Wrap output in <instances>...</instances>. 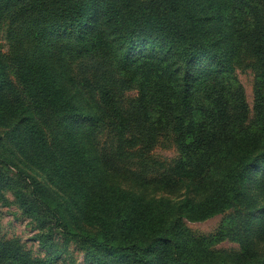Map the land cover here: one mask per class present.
Here are the masks:
<instances>
[{
  "label": "trees",
  "instance_id": "obj_1",
  "mask_svg": "<svg viewBox=\"0 0 264 264\" xmlns=\"http://www.w3.org/2000/svg\"><path fill=\"white\" fill-rule=\"evenodd\" d=\"M1 31L16 50L0 51V127L9 143L0 163L16 153L60 196L27 174L26 192L0 165V199L11 191L85 264H264L244 243V260L214 249L225 237L238 243L236 234L197 236L183 222L239 206L244 227L257 226L264 238V203L256 208L243 188L261 167L255 185L264 187V0H0ZM241 60L255 73L250 116L235 76ZM132 87L137 97L125 106ZM164 131L178 159L170 172L149 171L141 162ZM103 134L108 148L98 146ZM107 158L122 161L136 185L188 182L201 199L148 203L109 184ZM214 169L221 172L210 184ZM52 246L41 241L47 253ZM57 259L9 258L0 249L8 264Z\"/></svg>",
  "mask_w": 264,
  "mask_h": 264
},
{
  "label": "rangeland",
  "instance_id": "obj_2",
  "mask_svg": "<svg viewBox=\"0 0 264 264\" xmlns=\"http://www.w3.org/2000/svg\"><path fill=\"white\" fill-rule=\"evenodd\" d=\"M147 1V0H141ZM12 37H17L20 34L21 29L19 27L10 29ZM16 46L12 43V38L8 37L6 31L0 32V51L6 57H10L11 51H15ZM92 66L91 63H89ZM80 65L74 67V72L79 76ZM91 72H95L91 69ZM254 70L252 69V62L250 60H241L237 63L235 69V76L238 83L241 85L244 91V99L247 105L249 116L251 115L252 103H253V84H254ZM10 77L15 80V76L12 74ZM137 97V91L135 87L125 91L122 95V100L125 106H129ZM6 128L0 127V138L4 136L3 145L0 140V150H6L5 146L9 148V143L6 142ZM5 134V135H4ZM99 148H108L107 137L103 134L98 137L97 140ZM178 150L174 143L173 135L170 131H164L159 133L155 145L152 147L149 159L142 164L147 166L150 171H167L170 172L178 159ZM3 158L10 159L11 164L7 163L0 165L8 172V176L11 179L17 180L26 190L30 192L32 189L31 181L28 176H32L37 182L44 185L45 188L54 196H60V190L54 186L49 185L47 179L45 180L44 174L38 172L37 169L32 168L26 164L22 158L16 153L10 151L5 153ZM2 162V161H0ZM140 162V161H139ZM107 168H110V178L112 180L110 185L118 186L122 190L131 192L132 194L143 198L148 203L153 204L157 202H165L173 207H176L185 197L199 201L201 197L196 195L191 184L188 182L178 183L172 189H160L156 187L144 188L140 185H136L123 176L124 163L122 161H115L114 159L107 158ZM138 162H132L131 165L135 166ZM257 172L253 173V176L249 182L243 188L251 196H254L256 208H259L264 203V187L257 189L255 182L260 179L262 167L256 169ZM220 169H214L208 177L210 184L219 179ZM37 218L25 213L19 206L14 194L11 191H6L3 194V198L0 199V249L9 254V258L28 256L30 259L45 260L49 255L57 254L58 259L56 264H85L83 253L76 248L74 244H69L64 247L61 244L59 231L56 230L52 223H44L39 216ZM246 216L241 214L240 207L236 206L232 209L226 210L223 214L215 215L203 221H190L187 218H183L184 224L188 229L197 236L209 235L219 231H225L227 234H236L239 242L230 241L225 237L218 244L214 246V249L221 250L227 254H237L241 256V260L245 257L242 253L240 243L248 248V254L255 258L256 256H264V238L261 237L260 231L257 226L246 228L244 227ZM48 238L52 240L51 253H47L45 249L41 247V241ZM0 264H8L7 261H0Z\"/></svg>",
  "mask_w": 264,
  "mask_h": 264
}]
</instances>
